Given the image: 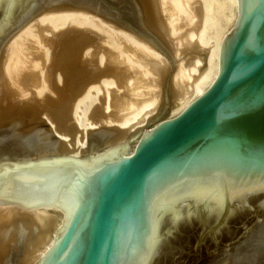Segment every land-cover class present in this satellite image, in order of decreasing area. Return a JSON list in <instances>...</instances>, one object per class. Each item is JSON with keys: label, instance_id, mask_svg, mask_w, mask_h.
Instances as JSON below:
<instances>
[{"label": "water", "instance_id": "obj_1", "mask_svg": "<svg viewBox=\"0 0 264 264\" xmlns=\"http://www.w3.org/2000/svg\"><path fill=\"white\" fill-rule=\"evenodd\" d=\"M238 19L224 38L219 73L178 116L182 96L169 29L159 0H0V264H264V0H237ZM88 11L131 33L166 58L152 62L160 105L130 132L87 130L73 103L90 83L112 77L109 114L94 104L88 119L120 121L132 89L147 83L94 33L51 31L50 90L18 100L4 83L7 43L42 13ZM142 129H145L132 154ZM125 157H123V156Z\"/></svg>", "mask_w": 264, "mask_h": 264}, {"label": "bare ground", "instance_id": "obj_2", "mask_svg": "<svg viewBox=\"0 0 264 264\" xmlns=\"http://www.w3.org/2000/svg\"><path fill=\"white\" fill-rule=\"evenodd\" d=\"M159 5L162 19L169 29V38L175 51L179 52L180 56L181 54L186 56L191 53L199 54L203 52L209 43L207 42L209 25L203 12L204 8H202L205 5L204 0H159ZM234 6L235 21L233 22H235V27L239 13L237 0H235ZM46 27L50 28L51 31L72 28L96 34L99 38L97 45L111 51L130 70H137L142 79L147 83L143 88L132 89L133 80L129 79L126 82L129 95L128 109L120 112V115H127L120 121L100 118L95 124L91 123L88 116L94 104L101 105L99 96H102L104 92L103 113L109 114L111 111L110 107H108L110 101L109 90L113 89L121 93L122 88L116 87L112 77L102 78L96 84L90 83L73 103L70 115L76 128L82 133V140L80 142V135L76 133L74 136V149L77 147L78 149L68 157H79L78 152L84 149L86 145L87 130H95L103 126H116L120 129H126L130 125H132L131 129H133L136 127V124H141L147 119L148 112L155 102L146 101L145 98L154 94V90L152 91V89L155 88L156 80L154 77L157 76L151 70L150 65L152 62H157L160 65L163 64L161 61L163 59L162 56L131 33L112 23L103 21L100 16L88 11L62 10L46 12L31 20L14 34L7 44V57L3 69L4 83L12 97L18 100H25L31 98L32 92H34L33 96L39 100L45 94L52 98L57 97L50 90L49 86L47 68L51 63L54 42L44 41V36L50 37L52 35L50 31L45 30ZM215 29L217 30L218 28ZM215 32L217 33V31ZM221 42L223 41H220L215 46L216 73L214 79L217 78L219 73ZM211 59L212 55L208 62V68L202 72H200V67L202 66L200 60H195V68H191V72H187L183 64L179 65L173 77L174 86L181 88L182 91L181 102L176 112L178 115L205 93L203 87L210 78ZM214 79L212 80L213 82L215 81ZM184 86L191 90L189 92L191 94L188 93L189 89L187 91V88H183Z\"/></svg>", "mask_w": 264, "mask_h": 264}, {"label": "rangeland", "instance_id": "obj_3", "mask_svg": "<svg viewBox=\"0 0 264 264\" xmlns=\"http://www.w3.org/2000/svg\"><path fill=\"white\" fill-rule=\"evenodd\" d=\"M204 4L205 5L202 8H204L203 12H204V14L206 16V20H207V23L209 25V30H208V34H207V42H209V43H208V45H206V49H204L203 52H201L199 54L198 53L197 54L196 53L195 54L191 53V54H187L186 56L181 54V56H180L179 52L174 51V57L177 60V66H176V69H175V71H174V73H173V75L171 77V83H172L173 86H174L173 77H174V74L177 72L178 67H179L180 64H183L184 68L187 69L186 70L187 72H189V71L191 72V68H195V63H196L195 60H200L202 62V66L200 67V72H202V71H204V70H206L208 68V62H209L210 57L212 55V59H211L212 61H210L211 62V66H212L211 73H210V78L208 79V81L206 82L205 86L203 87V90L206 91L211 86V84L213 83L212 80L214 79V76H215V73H216V56H214L215 55V51H216L215 50V46L220 41H223V39L234 28L235 22H233V21H235V10H234L235 9V6H234L235 5V0H211V1L210 0H204ZM209 4H210V6H209ZM52 12H55V11H52ZM214 21H215V23H213ZM216 21H218V22H216ZM215 28H218V29L216 30ZM215 31H217V33ZM217 35H218V38H217ZM209 38H210V41H209ZM221 38H222V40H221ZM160 55L162 56L164 62L166 63V58L162 54H160ZM161 65H163V64H161ZM157 77H158V75L154 77L155 80H157ZM183 88L185 89L187 87L184 86ZM188 89L189 88H187V91H188ZM153 90H154V94L150 95L151 98H150V96H147V98H145L146 101L149 100V102H152V103L155 102V103H153V107L150 108V110L148 112L147 119L149 117H151V116L156 114V112L158 110V107L160 105L161 89L157 85L156 82H155V88H153L152 91ZM190 91L191 90L189 89L188 93ZM189 94H191V93H189ZM180 102L181 101L179 99L177 101V104L174 107V109L172 111H170L169 114L164 119L159 120L156 123H154L153 125H151L149 128H146V131H150L153 127H155L157 124L161 123L162 121L170 120V119L176 117L178 115V113H176V112H177V110L179 108ZM147 119L145 121H143V123H141V124H136V127L133 128V129L135 130L136 128L144 127L146 125ZM137 125H139V126H137ZM133 129H131L130 132H133L134 131ZM144 131H145V129H142V132H141L139 138L135 141L134 147L129 151L127 156H129L130 154L133 153V150H134L136 144L138 143L140 137L143 135ZM86 146H87V142H86L85 147ZM70 154H72V153H70ZM70 154L69 155L67 154V156H71ZM78 154H79L78 156L80 157V152H78ZM123 157H125V156H123Z\"/></svg>", "mask_w": 264, "mask_h": 264}, {"label": "trees", "instance_id": "obj_4", "mask_svg": "<svg viewBox=\"0 0 264 264\" xmlns=\"http://www.w3.org/2000/svg\"><path fill=\"white\" fill-rule=\"evenodd\" d=\"M206 262V258L203 256H201V258L199 257V259L197 258V261L194 262V264H203Z\"/></svg>", "mask_w": 264, "mask_h": 264}]
</instances>
